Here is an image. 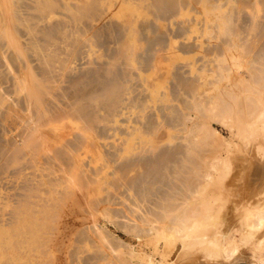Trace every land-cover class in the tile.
<instances>
[{
	"label": "rangeland",
	"instance_id": "obj_1",
	"mask_svg": "<svg viewBox=\"0 0 264 264\" xmlns=\"http://www.w3.org/2000/svg\"><path fill=\"white\" fill-rule=\"evenodd\" d=\"M27 1H29V3ZM121 1L129 3V4L124 3L125 5L124 4L122 5L123 6L122 9L124 8V6L128 5L132 10H135L136 12H133L132 10H129V12L127 11V13L125 12L126 10L125 11L123 10L122 12V9L120 7V5L122 4ZM134 1L133 0H41L40 2V0H38V2H36V0H25V1L24 0H0V39H1L0 40V43H1L0 44V84H1L0 85V130L2 129L4 131V132H2V130L0 131V170H1L0 171V188L2 186V188L0 189V264H121L124 261L125 262L122 264H134V263L143 264L146 261L149 264H168V263L174 264L172 263V259L173 260L175 259L176 253L178 251V247L180 246L179 242L178 241H176L175 243L171 241L167 242V240H165L164 238V235H161L159 237L160 234L158 233H157L158 235L155 234L154 233L155 230L149 231L147 229L149 225H154V227H157V226L159 227L161 224H163V222L151 221L148 224V222H145L142 220L143 218L150 219L149 215H147L146 212H149L148 211L149 208L154 209V206L152 205L156 204L157 202L156 197L152 196L150 193L149 194L147 193V195L146 194L144 195L143 193L141 195V193L140 194L136 193L133 190H126V187L122 183H120V185L117 184L118 189L116 188V185H115V188L113 189V187L110 186L111 182H113L115 178H116L115 181H117L120 178L118 169L119 167H121V165H123L121 163L125 162L124 164L126 165V161L129 160L130 158L135 159L138 156L141 157V156L146 155L147 157V156H151L152 154L155 155L158 153L159 149L161 150V148L163 149L164 147L170 148V147L175 146V144L179 145L177 143H180V141H182V144L185 143V147H188V150H187L188 153L186 155L188 158L191 157V160L192 158H194L192 156L198 157L197 155L199 153L200 154L202 152L204 153V150H206V148L207 150L209 149V151L211 150L210 152L205 151L207 154L206 156L204 153L203 156H201V158L199 159L195 157L196 160L198 159L200 164L197 163L196 161L195 163L197 166L200 165V167L202 165L207 166L208 165L207 160L211 159L213 156H214L213 157L214 159L215 153H217L219 150L220 152L216 154L217 158L214 159L215 161H217V159H219L220 156L222 157L225 156L226 154L224 155V152L227 153L230 150L231 145L227 144L225 141L223 142V140H221L222 138L225 140L229 139L228 141L230 142L232 141L231 144H234V143L236 144L237 141H236V137L233 134L234 133L233 130L229 131V128L227 126H226L227 129L223 127L225 125H221L215 121H209L208 118L198 116L197 111H194V109H188L185 107L183 108L182 106H184V103H186L184 101L186 98L185 95L182 92H180V94H176V92H173L179 88L176 85L175 86L178 88L177 89L176 87L174 88V81L172 80L173 76L171 75L174 73L173 71L175 72L177 71L176 73L180 72V74L183 73L182 75H185V76L187 72H189V74L193 76L192 73L194 72L195 78L196 77L198 78L200 74L202 73L204 74L203 69L206 67H209L212 69L211 71H209V74L211 76H213L215 72L217 73V71L220 72L219 68L215 66L217 64L214 61L215 56L213 55L205 56L204 52H201V51H204V47L208 46L207 40L210 39L209 38L210 36H208L210 28L213 30L211 32L212 35L216 33L215 34L216 36L214 35L215 38L211 39V43L217 42L219 31L215 28H212L214 27V24L211 23L212 20L211 18H208V15L211 14L214 19L217 16L219 17V13H220L219 12L220 9L218 8L219 1L195 0L198 2V3H195L194 0H186L188 3L187 6L189 8L188 13H186L185 16L178 15L177 18L173 17V18H168L167 20H155L153 18L151 11H150L151 10L150 9L151 0H143V1L134 0ZM59 2L61 3L58 4ZM62 2L66 6H64ZM210 2L211 4L217 3V5L213 6L212 8H208L209 11L210 10L211 11L206 15L207 12L205 11L207 8L204 7V4L208 5L207 3H210ZM25 3L26 5L28 4L30 5V6L28 5L29 8L25 6ZM130 3L133 7L130 5ZM41 4L43 5L41 6ZM59 5H62V7L64 6L63 7L64 9L60 7ZM128 6L125 8H129ZM59 9L61 10V12L59 11ZM45 11L47 13H45ZM54 11L57 12V15ZM63 11L65 15L63 14ZM87 12H89V14ZM244 12L248 16L247 14L248 12L247 11H244ZM27 13L29 14L35 13L34 18L32 14H30V18H29V14ZM128 13H129V19L132 17H134L135 19V20L130 19L132 20V23H133L131 25H126L130 21H128V23L126 24L125 22L122 23L123 21L128 20L127 18ZM116 14H118V16H116ZM125 14H127V16ZM132 14L133 16H130ZM134 14L136 15V17L134 16ZM124 15L126 16V18H124L125 17ZM200 15L203 17H201ZM70 16H73V17L76 16L75 19L77 21L75 25L81 27V30L74 33L73 34L74 36H72L71 34L69 36L68 34L69 38L66 36V33H63V31L56 32L55 36L57 38L54 37L55 40H53V38H51L50 40H46V37H45L46 35L44 34V31L46 33V31L48 30L47 27L52 25V23L54 22L58 23L59 21L62 23V26L66 23L62 28L65 30H68L69 28L65 26L68 25V22L70 21L68 18ZM259 16L260 15H258V17ZM60 18L63 19V22L60 21L62 20ZM178 18L179 19L181 18L180 22L183 21L180 23L181 24L180 26L185 25V27L189 28L188 30H190V32L186 30V32L183 34V37L181 35L180 38L177 35L178 34L177 25H179ZM259 18H261V16ZM185 20H186V23L182 24L185 22ZM148 21H150V23H153V24L156 23L155 25H152L153 28L156 27L158 31L157 33L158 34L162 33L163 36H165L166 39H168V41H166V44L167 42L170 44V45H167L168 47H166V44L163 45L164 46L162 47L163 50L161 46L160 48L158 46H154L153 51L155 53L156 52L155 50H157V54L156 53L154 54L152 52L153 55L151 54L152 56H150V59L154 60L156 58V60L154 61V64L152 63L153 62L152 60L149 61V64L151 66L156 65L155 67L156 70L154 69V67H151L149 65L143 67L139 65L138 62L136 61V59L138 60V56L140 55V52L144 49L143 45L144 46L146 45L144 41L146 39L144 37L145 35L144 29L147 26V25L145 26V24L147 23L149 24ZM170 21H172L173 23L172 22L170 23ZM216 21L218 22L219 18H217ZM85 25H87V27H85ZM156 25H158V28ZM174 25H176L175 27L177 28V30L174 27ZM138 26L140 27L143 26V27L139 28ZM209 26L211 27L208 29ZM88 27H90V29ZM166 27H169L167 28L168 31ZM146 29L150 30L149 28H146ZM196 29H197V32L199 30L198 33H196ZM201 29H202V32L200 33ZM106 30L108 34L105 33ZM120 30L121 32H117ZM207 30H208V33H207ZM16 31L18 34L16 33ZM142 32L144 34L143 36H142ZM179 32L181 31L179 30ZM139 33H141L142 38L139 37L140 36ZM206 33H207L206 35L207 38L206 36H203ZM93 34H94V37L101 36V38L104 39L105 44L102 46H96L97 43L95 39H93V36H92ZM150 34H148L147 37H152V36L155 37L154 33L152 34V36ZM168 35H170L169 38H167ZM192 36L193 38H191ZM248 38H250V41L253 39L251 36V33L248 34ZM124 40H127L126 41L127 43L124 42ZM171 41H172V44H171ZM204 41H206V45ZM90 42L91 43L93 42L92 46H90ZM141 43H142V47L140 45ZM74 44H76L77 47L74 46ZM184 45H195L196 47L194 46L193 48L194 50L188 53L187 55H185L184 53L183 54L180 53L182 52L181 49L185 47ZM105 49L107 52L105 51ZM159 49L160 51H158ZM108 51L114 52L113 58L111 59L108 58L110 56ZM142 53L143 51L141 52V54ZM68 54H69V57H68ZM104 54H108V56L106 55L107 56L106 57ZM122 54L123 55L125 54V55L123 56ZM9 55L11 57L12 56L14 57V61L16 60L14 64L17 63L16 64L17 66L16 65L12 66L9 63V59L7 57ZM154 55H155V58H154ZM199 55L201 56L203 55V57L199 58ZM160 56H162V58ZM163 56L168 59L166 60L165 58L163 59ZM116 58L118 59L119 62L123 60L121 62H123V66H124L123 70L125 72L124 71H123L124 73L121 72L122 75L128 74L129 72L132 73V70H134V68H136L135 70H138V71L134 70L132 73L133 76L131 75V77L130 76L128 77L129 82L123 84L124 87L122 85L124 89L121 87V90H119L120 92L118 91L120 96L117 95L118 94L117 92V94L114 96L115 98L113 97V101H112L111 94L108 91L109 87H107L105 90L103 88L101 89L104 90L103 92L108 91L106 96L107 98L108 96L111 98L110 99L108 98L109 99L108 100L104 93H103V97H101V95L99 97L98 96L99 94L94 93L95 87H94V91L93 92L91 91V89L93 90V86H91L90 84L87 86L88 89L85 87L84 84H81L83 87L82 86H79V87H81L83 90L80 88V91H79V87H76V85L78 86L79 83L83 82V77L80 75L81 76L80 78L79 73L80 72L86 73L87 69L85 68H88L87 66H89L88 70L95 67L92 64L93 60L95 61V63H97L98 61L99 63L100 62L102 63L103 61V63L105 64L106 62L107 63L106 66L103 65L105 68H108L109 65H110V68H113L112 65H115L113 62L117 60ZM188 58L190 59V61ZM211 58H212L213 63L215 64L214 66L212 65L213 63L211 61ZM201 59L205 61L204 64H203V60ZM118 61L116 62L118 63ZM188 61L189 63H191L189 64V66H188ZM246 61L247 59L244 58L243 62H246ZM124 63L125 65L128 64V66L126 65L127 69H125ZM197 64L198 65L202 64V65L201 67H199L197 66ZM31 67L32 68L35 67L34 69L36 70L34 71ZM104 67L103 69H105ZM150 68L151 69L153 68V69L150 71ZM170 68H171V71L169 70ZM186 68H188L186 70L187 72L185 71ZM147 69H149L148 72H146ZM190 69H193L192 72ZM143 70H145V74L143 73ZM155 71H156V74H155ZM47 72L53 73L54 76H56L54 77L55 79L50 78L49 80V77L50 76L53 77V74L51 75L48 74L49 76L47 78L46 77ZM68 72L70 74L69 76L71 77L70 79H68V82H66L67 81L66 78L69 77L67 75ZM74 73H76V77L75 79H72V77H74ZM234 73H236V71ZM64 74H66L67 77ZM189 74L187 73L188 77L190 76ZM195 74L197 75L195 76ZM221 74L225 75L226 72H222ZM77 77H78V80H77ZM24 79L27 82H24L23 81ZM134 80H136V82ZM144 81H146V83ZM200 81L204 82V76L202 77V80L200 77ZM23 82L25 84L24 86H23ZM69 82L72 83L70 84V86H69ZM76 82H79V83L77 84ZM71 85H75V87L73 86L74 87L73 88ZM158 85L160 87H158ZM211 86L208 84L207 86L206 85L204 86L206 92L207 90L208 92H210L211 89H213V87ZM113 87H110V88L113 89ZM156 87H158V89ZM110 88L109 90H111ZM172 88H174V90ZM122 89L125 90V92L126 91L128 92L124 94L123 93L124 91ZM83 91L85 92V94L89 91L88 93L89 95L86 96ZM155 91H158L159 94L157 95L158 92L156 93ZM179 91L181 90L179 89ZM78 92L83 95L78 94ZM163 92L164 93L166 92L165 93L166 95L161 94L162 96L160 99V93H163ZM148 93L150 94L148 95ZM170 93L175 95L176 98H174L175 96L173 97V95H170ZM95 95H96V98L93 97ZM145 96H146V99H144ZM154 96L155 97L159 96V97L154 98ZM97 98H100V99H97ZM128 98L130 102L128 101ZM125 99L127 100V102H129L128 104ZM104 100L105 102H103ZM131 102H133L134 105ZM137 102L139 103L138 105H137ZM5 104L7 106H5ZM25 104L27 106H25ZM130 104L131 106H129ZM91 105H94V107ZM111 105H114V106L112 107ZM106 106H107V109H109L108 113H107V109H105ZM165 106H166V109L165 108L163 109V107ZM158 107L161 109H159ZM66 109H68V111ZM88 109H90L89 111L91 112L90 114H88V119H86L85 116H87V113L89 112ZM174 109H177L176 111L181 110L180 112H185V114H187V117H186L187 121L185 122V119H186L185 118L183 122L180 123L179 126L176 125L175 123H171V124L164 123L163 119L159 117V116L165 115L166 113H167L166 115L172 114L170 112ZM24 110H26L27 112ZM93 112H95L96 114H94ZM91 113L94 114V115L92 114L93 117H91ZM125 113L127 114L128 117L124 115ZM44 116H45V119H44ZM157 116L159 118H157ZM129 117H130V120H129ZM22 118L26 119V121L23 120ZM89 118H91V120H89ZM109 118L111 119L110 121H109ZM153 118L156 120L154 121ZM158 121L160 123H158ZM162 121L164 124L162 123ZM155 123H157L158 125ZM137 124L140 126H138ZM144 124L146 125L144 126ZM153 124L157 125L158 128L157 126ZM193 124L194 126H196V128L191 126ZM101 126L102 128H99ZM104 127L107 128V130L103 129ZM109 127L111 128V130ZM169 127L170 129H168ZM177 127L179 128V130H176ZM209 127L216 129L218 134L221 135V137L219 136L218 138V134L215 135L216 137L214 135L213 137L211 135L210 136L208 135L209 136L208 137L206 134V129ZM95 128L97 129V131H95L96 130ZM124 128H125V133L123 132ZM198 128L199 130H197ZM204 128L206 129L204 130ZM194 129L197 130V132L195 130L196 133H194ZM120 131L123 132V134ZM188 131L192 132L193 135ZM187 135H188V138H186V141H188L189 143L184 140V137H186ZM205 135L207 137H205ZM1 136L3 138H1ZM192 136L193 137L196 136V137L192 138ZM204 137L209 138L210 140V142L209 140L208 142H206V139H205L204 141L205 146L203 142H200L201 140H204ZM127 139L130 141L129 147L127 146V143H126ZM193 140H196V141H193ZM198 140H200L199 143H198ZM220 140L222 142H220ZM66 141H68L69 145L67 144ZM118 141L119 143L117 144ZM122 141H124L123 142L124 144L122 143ZM131 141H133V143ZM32 142H34V144H36L37 146H35L34 144H33L34 147L31 146ZM70 142L72 145L70 144ZM43 143H45V145ZM195 143H196V148L194 145ZM189 144L194 146V148L196 149V150L194 149L195 151L193 150V153L195 154H192V151H191L192 146H190L191 147L190 148L188 146ZM221 144H224V145H221ZM114 145L116 148L114 147ZM151 145L152 147L154 146L153 148H156L157 150L155 153V149H154L155 154L152 153V151L150 150L152 148ZM206 145L209 147H207ZM222 146L223 148L228 147L229 150L225 151L224 150L225 148L223 149ZM26 147H29V148L26 149ZM59 147L62 151L59 149ZM181 147H183V145H181ZM12 148L14 152L17 151L16 152L17 154L11 152ZM197 149L201 151L198 153ZM215 149H219V150L216 151ZM29 150H32V151H29ZM65 150L66 152L69 151L68 156H66V154L64 153ZM148 150H150V153L152 154L149 153L147 155ZM28 152H30L29 154L30 155L32 154V155L28 156ZM10 153H11V156L13 154L17 155V156H13L14 160L12 159V157H10ZM40 153L42 156H40ZM18 154L21 155V158L20 156H18ZM212 154L214 155L212 156ZM4 157L6 158V160H7V157L8 159L9 158L11 159L5 162ZM203 157H204L205 162L201 160L203 159ZM213 159H211L212 161L209 160L210 164L213 162ZM33 160L35 161L34 163L32 162ZM215 161L213 163H215ZM205 163L207 164L205 165ZM135 168L136 167L131 169V170L134 169L133 173L130 170L127 173V175L128 176L131 175L130 177H133L137 175L139 171H141L140 169H137L138 167L136 169ZM87 178H88L87 180L88 182L86 181ZM89 179H91V182ZM109 182L110 184H108ZM2 183L4 184V187ZM121 184L124 187L123 186L121 187ZM109 197H111V199ZM107 198L109 199L107 200ZM154 199H155V203H154ZM116 211H119V215H115L114 212ZM117 213L118 212H116V214ZM139 218L142 220V222H140ZM121 221L122 223L126 224V226L124 225L125 227L121 228L120 225H123L122 223L118 227L114 224L116 222L120 223ZM129 223L131 224L130 226L131 230L133 229L131 227L132 226L134 227V225L137 224V226L135 227L136 229L134 228L131 234L128 231L130 229L127 230ZM137 227H139V229ZM124 228H126L125 231H123ZM137 229L139 232L137 231ZM147 232L149 234H147ZM159 232H160V229H159ZM103 236H105L106 238ZM120 241H122V243H119ZM108 243H110L111 245H109ZM166 243L168 244V246ZM170 243H173V244H170ZM114 244H115V247H114ZM172 246H174L173 249L171 248ZM140 260H143V262H141ZM238 263L247 264L245 260L239 261L235 264H238Z\"/></svg>",
	"mask_w": 264,
	"mask_h": 264
},
{
	"label": "bare ground",
	"instance_id": "obj_2",
	"mask_svg": "<svg viewBox=\"0 0 264 264\" xmlns=\"http://www.w3.org/2000/svg\"><path fill=\"white\" fill-rule=\"evenodd\" d=\"M25 1V0H24ZM134 1V0H133ZM143 1V0H142ZM195 1V0H194ZM215 1H219L218 4V8L220 9V13H219V17L215 16L216 18L214 19L212 17L211 14L208 15V18H211V23L214 24V27L219 31V35L217 38V42L216 43H211V39L215 38L214 35L211 34V32L213 31L209 26L207 33L208 36H210L209 40H207L208 46L204 47V55L205 56H209V55H213L215 56L214 61L217 63L216 65L213 63L212 58V65L216 66L219 68L220 72H226L225 75L221 74L219 71H217V73L215 72V74L213 76H211L209 74V71H211L212 69L209 67H206L203 69L204 74H200V76L197 78L194 77V72L192 73L193 76H191V74H189V72H187L186 70L189 68H186L185 71L190 75L189 77L185 75H182V71L180 74V69H179V73H176L175 71H173L174 73L171 74L173 76L172 80L174 81V88L176 86V94H180V92H182L185 95V102L184 106H182L183 108H188V109H194V111H197L198 116L201 117H205L208 118L209 121H215L221 125H225L223 127L226 128V126L229 128V131L233 130V134L236 137V144H231L230 141L225 140V139H221L223 140V142L225 141L227 144H230V150L228 149V147H224L222 146V148L225 151H228L227 153L224 152L225 156H220L219 159H217V161H215L214 159H216V154L218 152H220L219 149H215L216 151L219 150L217 153H215V158L213 159V155L212 154V158L213 162L215 161V163H211L210 161H212L211 159H208L207 166H201L200 167V162L198 161L199 158H201V156H203V154L205 153V156L207 155L205 151H209V149L204 150V153L202 152L201 154L199 153L201 150L197 149L198 154L196 156H192L194 158L191 157H187V150L188 147H185V143L182 144V141H180V143H177L179 145H176L173 147H164L163 149L161 148L160 152L158 150V153H156V148H153L151 145V151L152 153H154V149H155V155H153L152 153H150V150H148L147 155L150 153L152 154L151 156H138L135 159H129L126 161V165L124 163H121L123 165H121V167H119L118 171L120 174V178L116 180V178L113 180V182H110L108 184H110V186L113 187V189L117 188V184L120 185V183H122L125 187L126 190H133L136 193H141V195L144 193V195L147 193L151 194L152 196L156 197L157 202L156 204L152 205L154 206V209L149 208V212H146L147 215H149L150 219H146L143 218L142 220L145 222H148V224L151 221H160L163 222V224H161L159 227H154V225H149V227L147 228L149 231L150 230H155L154 233L155 234H160L159 237L161 235H164L165 240L171 241L173 243H175L176 241L179 242L180 246L178 247V251L176 253L175 259H172V263L174 264H235L239 261L245 260L247 262V264H264V0H215ZM29 3V1H27ZM33 2V1H31ZM36 2H38V0H36ZM41 2V0H40ZM135 2V1H134ZM5 3V1H4ZM19 3V2H18ZM22 3V1H21ZM27 3V4H28ZM46 3V2H45ZM52 3V2H51ZM55 3V2H54ZM61 2H59L58 4H60ZM63 3V2H62ZM85 3V2H84ZM121 9H122V5L126 2H122L121 1ZM192 3V2H191ZM195 3H198L197 1H195ZM20 4V3H19ZM31 4V3H30ZM56 4V3H55ZM54 4V5H55ZM57 4V5H58ZM64 4V3H63ZM71 4V3H70ZM126 4H129L128 2ZM208 5L204 4V7L208 8H212L213 6L217 5L216 4H211L207 3ZM29 5V4H28ZM27 6V8H29V6ZM43 4H41L42 6ZM56 5V6H57ZM114 5V4H113ZM125 5V4H124ZM131 5V3H130ZM150 11L151 14L153 16V18L155 20H167L168 18H177L178 15H182L185 16L186 13H188V3L186 0H151L150 2ZM192 5V4H191ZM46 6V5H45ZM60 7H62V5H59ZM64 6H66L64 4ZM63 6V7H64ZM95 6V5H93ZM104 6V5H103ZM128 6V5H127ZM127 6H124V8L122 9L127 13V11L129 12V10H132L129 6V8H125ZM132 6V5H131ZM137 6V5H136ZM35 7V6H34ZM38 7V5H37ZM53 7V5H52ZM62 7V8H63ZM133 7V6H132ZM138 7V6H137ZM42 8V7H41ZM105 8V7H104ZM140 8V7H139ZM149 8V6H148ZM188 8V9H187ZM33 9V8H32ZM64 9V8H63ZM62 9V10H63ZM93 9V8H92ZM203 9V8H202ZM205 12L206 15L211 11H209V9ZM247 9V10H246ZM47 10V9H46ZM74 10V9H73ZM87 10V8H86ZM105 10V9H104ZM192 10V8H191ZM217 10V8H216ZM24 11V9H23ZM59 11L61 12V10L59 9ZM133 12H136L135 10H132ZM149 11V10H148ZM196 11V10H195ZM215 11V10H214ZM244 11H247L248 16L245 14ZM36 12V11H35ZM55 12V11H54ZM68 12V11H67ZM78 12V11H77ZM241 12V13H240ZM244 12V13H243ZM39 13V11H38ZM45 13H47L45 11ZM57 15V12H55ZM83 13V12H82ZM89 14V12H87ZM140 13V12H139ZM200 13V12H199ZM29 14V13H27ZM26 14V15H27ZM34 15L35 13H30ZM30 14H29V18H30ZM62 14V13H60ZM64 14V11H63ZM76 14V13H75ZM131 14V12H130ZM136 14V13H135ZM134 14V16L136 17V15ZM218 14V13H217ZM65 15V14H64ZM127 16V14H125ZM124 15V16H125ZM141 15V14H140ZM202 15V14H201ZM200 15V16H201ZM252 15V16H251ZM258 15L261 16V18L258 17ZM46 16V15H45ZM48 16V15H47ZM67 16V15H66ZM74 16V15H73ZM70 16L68 19L70 20V24L68 22V25L65 26L67 28H69L68 30L63 29L62 27L66 24H64L62 26V23L58 21L52 23V25H50L48 28V30L44 31V34L46 35V40H50L51 38H53V40H55L54 37L56 32H60L63 31V33H66V36L69 38L70 34L72 36H74L73 34L78 32L79 30H81V27L75 25L76 24V19L75 17ZM116 16H118V14H116ZM123 16V17H124ZM126 16L124 18H126ZM130 16H133L130 15ZM42 17V16H41ZM44 17V16H43ZM63 17V15H62ZM110 17V16H109ZM203 17V16H201ZM251 17V18H250ZM25 18V17H23ZM28 18V20H29ZM36 18V17H35ZM128 20L123 21L122 23L125 22L128 23V21H130L128 24L126 25H131L132 20L134 19V17L130 18L132 20L129 19V13L127 16ZM182 18V17H181ZM181 18L178 20L179 21V25H177L178 27V36L180 38V36L187 31L190 32V30H188L189 28H186L185 25L180 26ZM219 18V21L217 22L216 19ZM62 19V18H60ZM112 19V18H111ZM145 19V18H143ZM202 19V18H201ZM260 19V20H259ZM56 20V19H55ZM123 20V19H122ZM135 20V19H134ZM189 20V19H188ZM187 20V21H188ZM192 20V19H190ZM205 20V19H204ZM63 22V19L60 20ZM127 21V22H126ZM210 21V20H209ZM22 22V21H21ZM53 22V21H52ZM65 22V21H64ZM121 22V21H120ZM141 22V21H140ZM145 22V21H144ZM149 24H145L146 28L148 29H144V33L142 32V36L144 35V37L146 38L144 41L146 43V45H143V53L141 54L140 52V58L138 56V60L136 59V61L138 62L139 65L141 66H151L149 64V61H151L152 59H150V56H152V52L154 53V46H158L160 48L164 47L163 45L166 44V41H168V39H166L165 36H163V34L161 33H157V29L156 27L153 28L152 25H155L156 23H150V21H148ZM172 21H170L171 23ZM177 22V21H176ZM201 22V21H200ZM23 23V22H22ZM82 23V22H81ZM173 23V22H172ZM186 20L184 23L185 24ZM177 24V23H176ZM188 24V23H187ZM191 24V23H190ZM144 25V24H143ZM172 25V24H170ZM44 26V25H43ZM47 26V25H46ZM113 26V25H112ZM158 28V25H156ZM160 26V25H159ZM176 25H174L175 27ZM180 26V27H179ZM187 26V25H186ZM192 26V25H191ZM85 27H87V25H85ZM109 27V26H108ZM107 27V28H108ZM117 27V26H116ZM139 28H142L140 26H138ZM197 27V26H196ZM90 29V27H88ZM87 28V29H88ZM92 28V27H91ZM169 27H166V29ZM176 28V27H175ZM4 29V28H2ZM39 29V28H38ZM88 29V30H89ZM98 29V28H97ZM124 29V28H123ZM165 29V30H166ZM40 30V29H39ZM83 30V29H82ZM87 30V31H88ZM127 30V29H126ZM125 30V31H126ZM147 30V31H146ZM172 30V29H171ZM174 30V29H173ZM177 30V28H176ZM179 30L181 32H179ZM205 30V29H204ZM216 30V31H217ZM20 31V30H19ZM140 31V30H138ZM143 31V29H142ZM147 33H146V32ZM168 31V29H167ZM251 31V32H250ZM104 32V31H103ZM102 32V33H103ZM117 32H121L117 31ZM123 32V31H122ZM151 34H150V33ZM199 32V30H198ZM197 29H196V33ZM202 32V29L200 31V33ZM17 33V31H16ZM23 33V31H22ZM28 33V32H27ZM95 33V31H94ZM97 33V32H96ZM105 33H107V30L105 31ZM137 33V32H136ZM154 33V36H152V34ZM174 33V31H173ZM181 33V34H180ZM193 33V32H192ZM207 33L203 36H206ZM251 33L252 36V40L250 41V38H248V34ZM5 34V33H4ZM18 34V33H17ZM21 34V33H20ZM69 34V36H68ZM108 34V33H107ZM141 36V33H139ZM138 34V35H139ZM148 34H150L152 37H147ZM166 34V33H165ZM100 35V34H99ZM133 35V34H132ZM167 35V34H166ZM195 35V34H193ZM197 35V34H196ZM53 36V37H51ZM93 39H95L96 41V46H102L104 45L105 41L104 39L101 38V36H97L94 37V34L92 35ZM96 36V35H95ZM170 35L167 36V38H169ZM216 36V35H215ZM40 37V36H39ZM76 37V35H75ZM81 37V36H80ZM118 37V36H117ZM137 37V36H136ZM143 37V39H144ZM186 37V36H185ZM41 38V37H40ZM39 38V39H40ZM49 38V39H48ZM57 38V37H56ZM63 38V37H62ZM66 38V37H64ZM71 38V37H70ZM122 38V37H121ZM129 38V37H128ZM176 38V37H175ZM193 38V36L191 37ZM198 38V37H197ZM207 38V36H206ZM123 39V38H122ZM177 39V38H176ZM195 39V38H194ZM1 40V39H0ZM45 40V41H46ZM63 40V39H62ZM77 40V39H75ZM74 40V42H75ZM206 40V39H205ZM79 41V40H78ZM87 41V40H86ZM127 40H124V42H126ZM173 41V40H172ZM171 41V44H172ZM175 41V40H174ZM65 42V41H64ZM108 42V41H107ZM122 42V41H121ZM203 42V41H202ZM205 45H206V41ZM46 43V42H45ZM53 43V42H52ZM127 43V42H126ZM194 43V42H193ZM1 44V43H0ZM93 42H90V46H92ZM118 44V43H117ZM125 44V43H124ZM123 44V45H124ZM131 44V43H130ZM176 44V43H175ZM184 44V43H183ZM71 45V44H70ZM86 45V43H85ZM126 45V44H125ZM124 45V46H125ZM142 47V43L140 44ZM167 45H170L168 42L166 44V47H168ZM40 46V45H39ZM52 46V45H51ZM63 46V45H62ZM74 46L77 47L76 44H74ZM73 46V47H74ZM80 46V45H78ZM107 46V45H106ZM115 46V45H114ZM185 47L181 49L182 52L180 53H184L185 55H187L188 53L192 52L194 49L195 45H184ZM55 47V46H54ZM94 47V46H93ZM139 47V45H138ZM137 47V48H138ZM165 47V48H166ZM177 47V46H176ZM196 47V46H195ZM12 48V47H11ZM106 48V47H104ZM118 48V47H117ZM164 48V49H165ZM43 49V48H41ZM79 49V48H77ZM196 49V48H195ZM202 49V48H201ZM13 50V49H12ZM73 50V49H72ZM112 50V49H111ZM119 50V49H118ZM124 50V49H123ZM163 50V48H162ZM203 50V49H202ZM10 51V50H9ZM14 51V50H13ZM20 51V50H19ZM82 51V50H81ZM80 51V52H81ZM106 51V49H105ZM125 51V50H124ZM156 54H157V50H155ZM160 51V49L158 50ZM4 52V51H3ZM65 52V51H64ZM63 52V53H64ZM70 52V51H69ZM107 52V51H106ZM109 52V51H108ZM113 51L109 52V57L108 58H113ZM120 53V52H119ZM125 53V52H124ZM154 53V54H155ZM10 54V53H8ZM117 54V53H116ZM152 54V55H151ZM167 54V53H166ZM105 56L108 54H104ZM112 55V56H111ZM123 55V54H122ZM125 55V54H124ZM123 55V56H124ZM103 56V55H102ZM106 56V57H107ZM121 56V55H120ZM183 56V55H182ZM194 56V55H193ZM192 56V57H193ZM201 55H199V58H202L203 55L200 57ZM204 56V57H205ZM9 59V63L12 66H15L16 64H14V62H16V60L14 61V57L12 56H7ZM19 57V55H18ZM56 57V56H55ZM69 57V54H68ZM99 57V56H98ZM162 58V56H160ZM159 57V58H160ZM212 57V56H211ZM124 58V57H123ZM155 58V55H154ZM153 58V59H154ZM165 57L163 56V59ZM182 58V57H181ZM191 58V57H190ZM210 58V57H209ZM247 59L246 62H243V59ZM29 59V58H28ZM117 59V58H116ZM168 58H165V60ZM189 59V58H188ZM186 59V60H188ZM204 59V58H203ZM201 59V60H203ZM43 60V59H42ZM69 60V59H68ZM120 60V59H119ZM135 60V59H133ZM156 60V58L154 60H152L153 64L154 61ZM20 61V60H18ZM40 61V60H39ZM54 61V60H53ZM79 61V60H78ZM98 61V60H97ZM115 61V60H114ZM118 61V59L116 60ZM115 61V62H116ZM123 61V60H121ZM119 62L116 64L115 62H113L115 65H112L113 68H110V65L108 66V68H105L103 65L106 66V62L105 64L99 61L97 63H95V61L93 60L92 64L95 66L93 68L89 69V66H86L88 68L86 73L85 72H80L82 74L79 73V77L81 78V76L83 77V82L79 83L76 82L77 84L79 83V86H82L81 84H84L85 87L87 88V86L90 84L91 86H93V90L91 89V91H94V87H95V91L94 93L99 94L98 96L103 97V93L107 94V92L109 91V93L111 94V97L108 96V98L112 99L113 101V97L117 94V92L119 90H121V87L123 84L129 82V76L131 77V75L133 76V71L136 69L134 68V70H132V73H128V74H124L122 75L121 72H123L124 70V66H123V62ZM159 61V60H158ZM173 61V60H172ZM190 61V59H189ZM188 61V66L189 63ZM209 61V60H208ZM245 61V60H244ZM129 62V61H128ZM204 60H203V64H204ZM23 63V62H22ZM21 63V64H22ZM64 63V62H63ZM86 63V62H85ZM130 63V62H129ZM245 63V64H244ZM42 64V63H41ZM136 64V63H135ZM24 65V64H23ZM125 65V63H124ZM128 66V64H126ZM125 65V69H127V66ZM170 65V64H169ZM202 65V64H201ZM201 65L197 64V66L201 67ZM206 65V64H205ZM17 66V65H16ZM105 69H103V67ZM131 66V65H130ZM158 66V64H157ZM204 66V65H203ZM3 67V66H2ZM24 67V66H23ZM78 67V66H77ZM123 67V68H122ZM138 67V66H137ZM151 67H154V69L156 70V65H152ZM196 67V66H195ZM194 67V68H195ZM30 68V67H29ZM32 68V67H31ZM35 67H33L32 69L35 71L36 69H34ZM45 68V67H44ZM158 68V67H157ZM192 68V67H191ZM198 68V67H197ZM235 68V69H233ZM23 69V68H21ZM27 69V68H26ZM42 69V68H41ZM139 69V68H137ZM153 69V68H152ZM150 68V71L152 70ZM3 70V69H2ZM56 70V69H55ZM171 71V68L169 69ZM175 70V69H174ZM191 72L193 69H190ZM200 70V69H199ZM198 70V71H199ZM202 70V69H201ZM68 71V70H67ZM138 71V70H135ZM141 71V70H140ZM149 69L146 70V72H148ZM154 71V70H153ZM183 71V72H185ZM216 71V70H215ZM236 71V73H234ZM26 72V70H25ZM41 72V71H40ZM125 72V71H124ZM123 72V73H124ZM143 73L145 74V70H143ZM168 73V72H167ZM197 73V72H196ZM46 77L48 78L49 75L53 74V73H46ZM49 74V75H48ZM156 74V71H155ZM198 74V73H197ZM195 74V76L197 75ZM5 75V74H3ZM60 75V74H59ZM66 76V74H64ZM68 76L70 75L69 72L67 74ZM81 75V76H80ZM128 75V76H127ZM147 75V74H146ZM27 76V75H26ZM42 76V75H41ZM78 76V75H77ZM151 76V75H150ZM204 76V82L202 83L200 81V77L202 80V77ZM56 76L53 77H49L50 78H54ZM59 77V76H57ZM67 77V76H66ZM65 77V78H66ZM71 76L67 77V81L68 79H70ZM76 77V73H74V77H72V79H75ZM137 77V76H136ZM193 77V78H192ZM18 78V77H17ZM64 78V79H65ZM143 78V77H142ZM141 78V79H142ZM145 78V77H144ZM151 78V77H149ZM153 78V77H152ZM55 79V78H54ZM57 79V78H56ZM71 79V80H72ZM139 79V78H138ZM32 80V79H31ZM48 80V79H47ZM70 80V81H71ZM78 80V77H77ZM76 80V81H77ZM82 80V79H81ZM131 80V78H130ZM150 80V79H149ZM152 80V79H151ZM22 81V80H21ZM24 82H27L25 79L23 80ZM75 81V80H74ZM136 82V80H134ZM156 81V80H154ZM172 81V82H173ZM23 82V86L25 85ZM30 82V81H29ZM60 82V81H59ZM62 82V81H61ZM143 82V81H141ZM146 83V81H144ZM148 82V81H147ZM159 82V81H158ZM21 83V82H20ZM65 83V82H64ZM34 84V83H33ZM69 82V86H70ZM158 84V83H157ZM156 84V85H157ZM212 85L211 87H213V89H211L210 92H206L205 90V85ZM1 85V84H0ZM14 85V84H13ZM37 85V84H36ZM65 85V84H64ZM136 85V84H135ZM176 85V86H175ZM180 85V86H179ZM4 86V85H3ZM7 86V85H6ZM17 86V85H16ZM47 86V85H46ZM51 86V85H50ZM61 86V85H60ZM63 86V85H62ZM72 87L75 85H71ZM90 86V87H91ZM114 86V87H113ZM151 86V85H150ZM148 86V87H150ZM153 86V85H152ZM155 86V85H154ZM26 87V86H25ZM29 87V86H28ZM73 87V88H74ZM83 87V86H82ZM89 87V89H90ZM107 87H113V89L109 90L107 92H103ZM120 87V89H119ZM124 87V85H123ZM122 87V88H123ZM158 87H160L158 85ZM158 87H156L158 89ZM181 87V88H180ZM53 88V87H52ZM51 88V89H52ZM58 88V87H57ZM79 87V91H80ZM99 88V89H98ZM101 88H103L104 90H102ZM142 88V87H141ZM153 88V87H152ZM174 88H172L174 90ZM4 89V88H3ZM35 89V88H34ZM49 89V88H48ZM64 89V88H63ZM82 89V88H81ZM85 89V88H84ZM88 89V88H87ZM124 89V88H123ZM122 89V90H123ZM179 89L181 91H179ZM25 90V88H24ZM27 90V89H26ZM30 90V89H29ZM42 90V89H41ZM78 90V88H77ZM76 90V91H77ZM83 90V89H82ZM128 90V89H126ZM152 90V89H151ZM75 91V90H74ZM124 94H126V91L123 90ZM147 91V90H146ZM154 91V90H153ZM164 91V90H163ZM49 92V91H48ZM69 92V91H68ZM84 92V91H83ZM120 92V91H119ZM119 92L117 95H119ZM148 92V91H147ZM150 92V91H149ZM156 93L158 91H155ZM154 92V93H155ZM171 92V91H170ZM11 93V92H10ZM46 93V92H45ZM63 93V92H62ZM67 93V92H66ZM89 91L85 94L86 96H88ZM143 93V92H142ZM166 93V92H165ZM160 93V99H161V94H165ZM64 94V93H63ZM71 94V93H69ZM68 94V95H69ZM78 94H80L78 92ZM109 94V95H110ZM121 94V93H120ZM150 93H148L149 95ZM153 94V93H152ZM159 94V92L157 93V95ZM169 94V93H168ZM175 94V93H174ZM2 95V94H1ZM29 95V93H28ZM35 95V94H34ZM83 95V94H80ZM128 95V93H127ZM156 95V94H154ZM166 95V94H165ZM170 95H173L170 93ZM31 96V95H30ZM37 96V95H36ZM61 96V95H60ZM67 96V95H66ZM78 96V95H77ZM76 96V97H77ZM85 96V98H86ZM92 96V95H91ZM120 96V95H119ZM168 96V95H167ZM175 95H173L174 97ZM59 97V96H58ZM94 98H96V95L93 96ZM159 97V96H156ZM154 96V98H156ZM164 97V95H163ZM171 97V96H170ZM20 98V97H19ZM54 98V97H53ZM70 98V96H69ZM68 98V100H69ZM107 98V96H106ZM107 98V99H108ZM115 98V97H114ZM121 98V97H120ZM133 98V97H132ZM141 98V97H140ZM176 98V96L174 97ZM22 99V97H21ZM34 99V98H33ZM100 99V98H97ZM105 99V98H104ZM108 99V100H109ZM144 99H146V96L144 97ZM164 99V98H162ZM35 100V99H34ZM40 100V98H39ZM45 100V99H44ZM47 100V99H46ZM67 100V99H66ZM107 100V101H108ZM123 100V99H122ZM121 100V101H122ZM126 100V99H125ZM135 100V99H134ZM143 100V99H142ZM97 101V100H96ZM102 101V99H101ZM111 101V100H110ZM128 101L130 102L129 98ZM132 101V100H131ZM144 101V100H143ZM161 101V100H160ZM61 102V101H60ZM100 102V100H99ZM105 102V100L103 101ZM127 102V100H126ZM127 102V104L129 103ZM145 102V101H144ZM151 102V101H150ZM13 103V102H12ZM16 103V102H15ZM88 103V102H87ZM118 103V102H117ZM133 104V102H131ZM152 103V102H151ZM155 103V102H154ZM69 104V103H68ZM78 104V103H77ZM89 104V103H88ZM87 104V105H88ZM92 104V103H91ZM94 104V103H93ZM97 104V103H96ZM100 104V103H99ZM107 104V103H106ZM105 104V105H106ZM119 104V103H118ZM125 104V103H124ZM139 103L137 102V105ZM145 104V103H144ZM12 105V104H11ZM35 105V104H34ZM103 105V104H102ZM104 105V106H105ZM108 105V104H107ZM121 105V104H120ZM134 105V104H133ZM136 105V103H135ZM141 105V104H140ZM139 105V106H140ZM5 106H7L5 104ZM25 106H27L25 104ZM90 106V105H89ZM94 107V105H91ZM100 106V105H99ZM112 107L114 105H111ZM127 106V105H126ZM131 106V104L129 105ZM128 106V107H129ZM45 107V106H44ZM58 107V106H57ZM79 107V106H78ZM86 107V106H84ZM91 107V108H93ZM161 107V106H160ZM168 107V106H167ZM36 108V106H35ZM34 108V109H35ZM39 108V107H38ZM76 108V107H75ZM104 108V107H103ZM131 108V107H130ZM128 108V109H130ZM159 108V107H158ZM166 109V106L163 107V109ZM182 108V109H183ZM21 109V108H20ZM25 109V108H24ZM45 109V108H44ZM100 109V108H99ZM107 109V106L106 108ZM125 109V108H123ZM149 109V108H148ZM152 109V108H151ZM161 109V108H159ZM157 109V110H159ZM170 109V108H168ZM167 109V110H168ZM179 109V108H178ZM23 110V109H22ZM21 110V111H22ZM46 110V109H45ZM68 111V109H66ZM65 110V111H66ZM90 109H88L89 111ZM109 109H107V113ZM121 110V109H120ZM144 110V109H142ZM155 110V108H154ZM177 109L172 110L169 115H162L159 116L163 119L164 123L167 124H171V123H175L176 125H180L181 122H183V120L187 117V114H185V112H180V111H176ZM184 110V109H183ZM182 110V111H183ZM26 111V110H24ZM53 111V110H51ZM105 111V110H103ZM27 112V111H26ZM84 112V111H83ZM91 111H89L87 113V116H85L86 119H88V114H90ZM118 112V111H117ZM124 112V111H123ZM129 112V111H128ZM145 112V111H144ZM180 112V113H179ZM25 113V112H24ZM81 113V112H80ZM94 114H96L95 112H93ZM93 113H91V117H93ZM127 113V112H126ZM124 114L127 116V114ZM130 113V112H129ZM159 113V112H158ZM162 113V112H160ZM36 114V113H35ZM82 114V113H81ZM86 114V113H84ZM93 114V115H92ZM105 114V112H104ZM13 115V114H12ZM29 115V114H28ZM40 115V114H39ZM38 115V116H39ZM72 115V114H71ZM112 115V114H111ZM115 115V114H114ZM143 115V114H142ZM157 115V114H156ZM34 116V115H32ZM102 116V115H100ZM109 116V115H107ZM113 116V115H112ZM117 116V115H116ZM192 116V115H191ZM40 117V116H39ZM79 117V116H78ZM147 117V116H146ZM157 116V118H159ZM193 117V116H192ZM37 118V117H36ZM100 118V117H99ZM98 118V119H99ZM107 118V117H106ZM132 118V117H131ZM150 118V117H149ZM152 118V117H151ZM156 118V117H155ZM23 119V118H22ZM45 119V116H44ZM60 119V118H59ZM81 119V118H80ZM101 119V118H100ZM207 119V121H208ZM26 121V119H23ZM36 120V119H35ZM58 120V119H57ZM61 120V119H60ZM89 120H91V118H89ZM93 120V119H92ZM111 119L109 118V121ZM120 120V119H119ZM130 120V117H129ZM149 120V119H147ZM152 120V119H150ZM153 120L155 121L156 119L153 118ZM206 120V119H205ZM29 121V120H28ZM75 121V120H74ZM103 121V119H102ZM113 121V119H112ZM118 121V120H117ZM124 121V120H123ZM146 121V119H145ZM162 121V123H163ZM187 121V118L185 119V122ZM45 122V121H44ZM85 122V121H84ZM101 122V121H100ZM144 122V121H143ZM151 122V121H150ZM149 122V123H150ZM80 123V122H79ZM158 123H160L158 121ZM163 123V124H164ZM178 123V124H177ZM2 124V123H1ZM47 124V123H46ZM45 124V125H46ZM105 124V123H104ZM157 124V123H155ZM153 124V125H155ZM162 124V125H163ZM14 125V124H13ZM44 125V124H43ZM135 125V123H134ZM138 125V124H137ZM143 125V124H142ZM146 124H144L145 126ZM158 125V124H157ZM155 125V126H157ZM175 125V127H176ZM106 126V125H104ZM140 126V125H138ZM161 126V124H160ZM194 128H196V126L191 125ZM205 126V125H204ZM87 127V126H86ZM91 127V126H90ZM167 127V126H166ZM174 127V126H172ZM26 128V127H25ZM84 128V127H83ZM89 128V126H88ZM87 128V130H88ZM99 128H102L99 127ZM110 128V127H109ZM108 128V129H109ZM138 128V127H137ZM158 128V126H157ZM178 128V127H177ZM176 130H179V128ZM192 128V127H191ZM201 128V126H200ZM96 129V128H95ZM106 129L107 128H103ZM149 129V127H148ZM153 129V128H152ZM167 129V128H166ZM170 129V127L168 128ZM181 129V128H180ZM206 128H204L205 130ZM227 129V128H226ZM2 130V129H1ZM0 130V131H1ZM34 130V129H33ZM101 130V129H100ZM111 130V128H110ZM137 130V129H136ZM140 130V129H139ZM138 130V131H139ZM156 130V129H155ZM184 130V129H183ZM193 130V129H192ZM194 129V133L197 132V130H199V128L196 130ZM202 130V129H201ZM6 131V130H5ZM37 131V130H36ZM97 131V129L95 130ZM132 131V130H131ZM142 131V130H141ZM150 131V129H149ZM191 131V130H190ZM188 131V132H190ZM2 132H4L2 130ZM1 132V133H2ZM34 132V131H33ZM104 132V131H102ZM119 132V130H118ZM121 132V131H120ZM123 132L125 133V128L123 130ZM123 132H121L123 134ZM140 132V131H139ZM185 132V131H184ZM9 133V132H8ZM28 133V132H27ZM141 133V132H140ZM151 133V132H150ZM192 135L193 133L190 132ZM232 133V132H231ZM119 134V133H118ZM142 134V133H141ZM145 134V133H144ZM203 134V133H202ZM205 134V133H204ZM206 134L207 136L211 135L213 137V135H217L218 132L216 129L214 128H207L206 129ZM2 135V134H1ZM23 135V134H22ZM34 135V134H33ZM82 135V134H81ZM129 135V134H128ZM139 135V134H138ZM196 135V134H195ZM27 136V135H26ZM35 136V135H34ZM120 136V135H119ZM118 136V137H119ZM131 136V135H130ZM146 136V135H145ZM205 135V137H207ZM208 136V137H209ZM219 136L221 137L220 134H218V138ZM233 136V135H232ZM230 136V137H232ZM155 137V136H154ZM183 137V136H182ZM196 136H192V138H195ZM204 140H198L200 142L205 141L208 142L209 138H205ZM216 137V136H215ZM214 137V138H215ZM1 138H3L1 136ZM26 138V137H25ZM34 138V137H33ZM37 138V137H35ZM82 138V137H81ZM124 138V137H123ZM186 138H188V135L186 137H184V140L186 141ZM217 138V139H218ZM234 138V137H233ZM24 139V138H23ZM40 139V138H39ZM202 139V138H201ZM2 140V139H1ZM7 140V139H6ZM25 140V139H24ZM31 140V139H30ZM35 140V139H34ZM38 140V139H37ZM81 140V139H80ZM84 140V139H83ZM116 140V139H115ZM114 140V142H115ZM123 140V139H122ZM133 140V138H132ZM192 140V139H191ZM220 140V142H222ZM232 140V139H231ZM235 140V139H234ZM233 140V141H234ZM29 141V140H27ZM39 141V140H38ZM44 141V140H43ZM120 141V140H119ZM119 141L117 142V144L119 143ZM196 141V140H193ZM21 142V141H20ZM25 142V141H24ZM36 142V141H35ZM68 144V141H66ZM93 142V141H92ZM124 141H122L123 143ZM129 140L127 139L126 143L127 146L129 147ZM133 143V141H131ZM188 142V141H186ZM210 142V140H209ZM12 143V142H11ZM17 143V142H16ZM26 143V142H25ZM30 143V142H29ZM111 143V142H110ZM189 143V142H188ZM187 143V144H188ZM193 143V142H192ZM20 144V143H19ZM34 147L37 146L36 144H34V142L31 143ZM34 144V145H33ZM45 145V143H43ZM71 144V142H70ZM87 144V143H86ZM116 144V145H117ZM124 144V143H123ZM210 144V143H209ZM225 144V145H227ZM14 145V144H12ZM25 145V144H24ZM69 145V144H68ZM72 145V144H71ZM70 145V146H71ZM181 145H183V147H181ZM195 148H196V143L194 144ZM224 145V144H221ZM29 146V145H28ZM43 146V145H42ZM103 146V145H102ZM189 147L192 146L191 144L188 145ZM205 146V143H204ZM203 146V147H204ZM207 146V145H206ZM64 147V146H63ZM66 147V145H65ZM72 147V146H71ZM90 147V145H89ZM115 147V145H114ZM158 147V146H157ZM198 147V146H197ZM209 147V146H207ZM15 148V147H14ZM29 147H26V149ZM36 148V147H35ZM81 148V147H80ZM116 148V147H115ZM121 148V147H120ZM187 148V149H186ZM191 148V147H190ZM194 146H192V154L193 150L195 149ZM21 149V148H19ZM38 149V148H37ZM41 149V148H40ZM60 149V147H59ZM65 149V148H63ZM77 149V147H76ZM91 149V148H89ZM17 150V148H16ZM61 150V149H60ZM115 150V149H114ZM131 150V149H130ZM129 150V151H130ZM196 150V149H195ZM194 150V151H195ZM214 150V151H215ZM32 151V150H29ZM62 151V150H61ZM116 151V150H115ZM203 151V150H202ZM213 151V150H212ZM11 152L16 153L17 151L14 152L13 148L11 150ZM69 152V151H68ZM68 152H66V150L64 151V153L66 154V156H68ZM76 152V151H75ZM83 152V151H82ZM114 152V151H113ZM190 152V151H189ZM21 153V152H20ZM30 152H28V156ZM38 153V152H37ZM44 153V152H43ZM63 153V152H62ZM72 153V152H71ZM70 153V154H71ZM191 153V152H190ZM213 153V152H212ZM17 154V153H16ZM209 154V153H208ZM222 154V153H220ZM26 155V154H25ZM32 155V154H31ZM30 155V156H31ZM50 155V154H49ZM120 155V154H119ZM6 156V155H5ZM13 156H17V155H12L10 153V157H12V159L14 160ZM18 156L21 155L18 154ZM40 156L41 153H40ZM58 156V155H57ZM190 156V155H189ZM9 157V155H8ZM7 160L9 161V158ZM35 157V156H34ZM33 157V158H34ZM72 157V156H71ZM198 158L196 160V158ZM5 158V157H4ZM17 158V157H16ZM15 158V159H16ZM19 158V157H18ZM30 158V157H29ZM32 158V157H31ZM207 158V157H206ZM210 158V157H209ZM41 159V158H40ZM118 159V158H117ZM190 159V160H189ZM3 160V159H2ZM5 158V162L7 161ZM110 160V159H109ZM116 160V159H115ZM203 162L204 161V157L203 159H201ZM210 160V161H209ZM12 161V160H11ZM59 161V160H58ZM112 161V160H111ZM195 161L197 163H199L197 166ZM33 163L35 162L34 160L32 161ZM205 163V165L207 164ZM7 164V163H6ZM10 164V163H9ZM8 164V165H9ZM210 164V165H209ZM73 165V163H72ZM195 165V166H194ZM123 166V167H122ZM134 167H138L137 169H140L141 171L138 172L137 175L130 177L127 175V173ZM8 168V167H7ZM135 168V169H136ZM9 170V169H8ZM33 170V169H32ZM134 170V169H133ZM133 170H131V172L133 173ZM1 171V170H0ZM83 171V170H82ZM9 173V172H8ZM7 173V175H8ZM113 173V172H112ZM23 174V173H22ZM19 175V174H18ZM17 175V176H18ZM63 175V173H62ZM96 176V175H95ZM11 177V176H10ZM22 177V176H21ZM58 177V176H57ZM67 177V176H66ZM86 177V175H85ZM13 178V177H12ZM63 178V176H62ZM9 179V177H8ZM29 179V178H28ZM88 180V178L86 179V181ZM91 182V179H89ZM32 181V180H31ZM41 181V180H40ZM88 182V181H87ZM93 182V180H92ZM95 182V181H94ZM3 184V183H2ZM121 184V187L123 186ZM54 185V184H53ZM71 185V184H70ZM49 186V185H48ZM123 186V187H124ZM4 187V184H3ZM59 187V186H58ZM111 187V188H112ZM2 188V186H1ZM0 188V189H1ZM66 188V186H65ZM112 189V190H113ZM118 189V188H117ZM3 190V189H2ZM101 190V189H100ZM103 190V189H102ZM116 190V189H115ZM86 191V190H85ZM28 193V192H27ZM111 193V192H110ZM114 193V191H113ZM116 193V192H115ZM108 194V193H107ZM112 194V193H111ZM133 194V193H132ZM21 195V194H20ZM143 195V196H144ZM36 196V195H35ZM37 197V196H36ZM52 197V196H50ZM60 197V196H59ZM113 197V196H112ZM46 198V197H45ZM58 198V197H57ZM111 199V197H109ZM107 198V200L109 199ZM133 198V197H132ZM29 199V197H28ZM50 199V198H49ZM105 199V198H104ZM27 200V199H26ZM19 201V200H18ZM22 201V200H21ZM104 201V200H103ZM111 202V201H109ZM20 203V202H18ZM154 203H155V199H154ZM107 204V203H106ZM138 204V203H137ZM28 205V204H27ZM42 205V204H41ZM49 205V204H48ZM24 206V205H23ZM26 206V205H25ZM35 206V205H34ZM57 206V205H56ZM36 207V206H35ZM137 207V205H136ZM32 208V207H31ZM34 208V207H33ZM45 208V207H44ZM52 208V207H51ZM139 208V207H138ZM53 209V208H52ZM105 209V208H104ZM48 210V209H47ZM140 210V209H138ZM151 210V211H150ZM35 211V210H34ZM103 211V210H102ZM116 212H118L116 214ZM114 212L115 215H119V211ZM15 213V212H14ZM9 214V213H8ZM11 214V213H10ZM48 215V214H47ZM114 216V215H113ZM124 216V215H123ZM33 217V216H32ZM115 217V216H114ZM152 217V218H151ZM44 218V217H43ZM127 218V217H126ZM114 219V218H113ZM110 220V219H109ZM140 222H142V220L139 218ZM115 221V220H114ZM113 221V222H114ZM125 221V220H124ZM128 221V219H127ZM137 222V221H136ZM119 222L114 223L117 227L122 223V221L118 224ZM134 223V222H133ZM132 223V224H133ZM139 223V222H138ZM123 225H120L121 228L125 227L126 224L122 223ZM147 224V223H145ZM144 224V225H145ZM4 225V224H3ZM36 225V224H35ZM125 225V226H124ZM134 225V224H133ZM96 226V225H95ZM99 226V225H98ZM131 224L129 223L128 225V229H130ZM137 226V224L134 225V227L132 226L131 228H135ZM101 227V226H100ZM120 228V227H119ZM139 229V227H137ZM132 229V230H133ZM136 229V228H135ZM137 229V231H138ZM160 229V232H159ZM39 230V229H38ZM94 230V229H93ZM126 228L123 229V231H125ZM132 230H128L130 232V234L132 233ZM141 230V229H140ZM96 231V229H95ZM98 231V230H97ZM146 231V229H145ZM135 232V231H134ZM139 232V231H138ZM152 232V231H151ZM127 233V232H126ZM139 234V233H138ZM147 234H149L147 232ZM157 234V235H158ZM141 235V234H140ZM144 235V234H142ZM34 236V235H33ZM137 236V234H136ZM135 236V237H136ZM139 236V235H138ZM4 237V236H3ZM105 237V236H103ZM102 237V238H103ZM158 237V238H159ZM5 238V237H4ZM3 238V239H4ZM106 238V237H105ZM110 240V239H109ZM85 241V240H84ZM104 241V240H102ZM111 241V240H110ZM4 242V241H3ZM119 243H122V241H120ZM170 243V244H173ZM109 245H111L110 243H108ZM167 244V243H166ZM117 245V244H116ZM123 245V244H122ZM126 245V244H125ZM124 245V246H125ZM113 246V245H112ZM118 246V245H117ZM128 246V245H127ZM168 246V244H167ZM171 246V245H170ZM115 247V244H114ZM122 247V246H120ZM168 248V247H167ZM172 249L174 248V246L171 247ZM171 249V250H172ZM125 253V252H124ZM131 253V252H129ZM107 255V254H106ZM128 255V254H127ZM130 257V256H129ZM8 258V257H7ZM106 259V258H105ZM123 259V257H122ZM135 259V258H134ZM133 259V260H134ZM139 259V258H138ZM104 260V259H103ZM120 260V259H119ZM130 260V259H128ZM123 261V260H122ZM127 261V260H126ZM139 261V260H138ZM141 262H143V260H140ZM171 261V260H170ZM125 262V261H124ZM122 262V263H124ZM121 263V264H122ZM129 263V262H127ZM135 264V263H134ZM142 264V263H141ZM143 264H149L147 261L144 262ZM169 264V263H168ZM171 264V263H170ZM239 264V263H238Z\"/></svg>",
	"mask_w": 264,
	"mask_h": 264
},
{
	"label": "water",
	"instance_id": "obj_3",
	"mask_svg": "<svg viewBox=\"0 0 264 264\" xmlns=\"http://www.w3.org/2000/svg\"><path fill=\"white\" fill-rule=\"evenodd\" d=\"M239 264H242V263H239Z\"/></svg>",
	"mask_w": 264,
	"mask_h": 264
}]
</instances>
